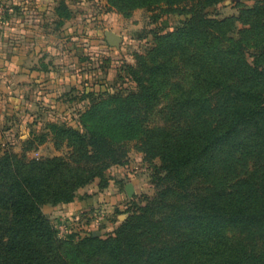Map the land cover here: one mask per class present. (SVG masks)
Wrapping results in <instances>:
<instances>
[{"label":"trees","instance_id":"1","mask_svg":"<svg viewBox=\"0 0 264 264\" xmlns=\"http://www.w3.org/2000/svg\"><path fill=\"white\" fill-rule=\"evenodd\" d=\"M201 1L185 25L153 38L150 65L137 57L129 68L138 93L175 67L191 76L178 102L187 123L146 132L142 143L180 193L161 190L104 240L56 238L42 208L71 200L104 140L143 134L124 109L137 94L99 100L80 116L84 134L61 131L81 150L69 162L0 158V264H264V0L235 21L208 20L200 8L217 0ZM237 21L246 28L227 38ZM189 179L205 194L185 195ZM228 230L240 242L231 243Z\"/></svg>","mask_w":264,"mask_h":264},{"label":"rangeland","instance_id":"2","mask_svg":"<svg viewBox=\"0 0 264 264\" xmlns=\"http://www.w3.org/2000/svg\"><path fill=\"white\" fill-rule=\"evenodd\" d=\"M197 1L0 0V158L69 162L81 150L61 131L84 134L80 116L90 106L112 95L137 94L124 109L142 123L143 134L118 143L104 140L71 200L42 208L56 238L104 240L161 190L180 193L169 184L172 178L163 179L160 161L146 158L142 143L146 132H173L187 123L178 102L190 89L191 76L175 67L159 84L138 93L129 68L137 57L143 58L141 65H150L153 38L185 25ZM259 1H208L200 9L208 20L235 21ZM234 24L227 38L246 28L240 21ZM105 32L119 36L117 47L108 46ZM204 188L189 179L183 193L193 199L204 195ZM227 237L240 242L232 230Z\"/></svg>","mask_w":264,"mask_h":264},{"label":"water","instance_id":"3","mask_svg":"<svg viewBox=\"0 0 264 264\" xmlns=\"http://www.w3.org/2000/svg\"><path fill=\"white\" fill-rule=\"evenodd\" d=\"M104 38H105L106 43L110 47H117L118 44H119V41H120L119 36H117V35H115V34H113L111 32H105ZM125 191H126V194L128 196L131 195V193H132L131 186H127L125 188Z\"/></svg>","mask_w":264,"mask_h":264}]
</instances>
